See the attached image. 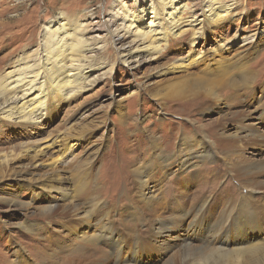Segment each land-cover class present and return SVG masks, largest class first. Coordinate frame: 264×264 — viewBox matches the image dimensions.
Returning a JSON list of instances; mask_svg holds the SVG:
<instances>
[{
	"label": "rangeland",
	"instance_id": "obj_1",
	"mask_svg": "<svg viewBox=\"0 0 264 264\" xmlns=\"http://www.w3.org/2000/svg\"><path fill=\"white\" fill-rule=\"evenodd\" d=\"M116 1L0 0V75L11 69L12 62L23 54H34L44 29L62 13L63 18H56L59 23L84 25L83 28L90 31L84 34L88 42L100 38L106 45L90 56L96 68L100 64V68L94 70L91 76L94 82L71 100L52 108L50 115L36 127L30 129L12 123L0 124V264H64L66 259L61 258L63 254L50 258L43 256L49 253L60 254L63 244L67 242L70 245L71 241L88 230L90 234L94 233L103 219L104 223L107 220L114 222L115 229L122 232L124 240L132 242V227L122 229L123 224L131 220L123 210L127 206L125 198L132 193L133 184L129 189L125 179L129 178V168L136 166L137 162L143 160L146 151L149 152L150 136L158 138L161 149L172 154L183 137L193 136L197 125L210 127L209 131L204 132L205 138L209 140L206 144L210 148H213V138L217 139L221 132L230 135L234 131L233 125L240 121L258 123L255 128L264 134V117L246 118L249 112H255L257 106L261 108L259 102L261 106L264 104V0H237L233 14L220 21L213 30L204 29L199 37L193 38L194 43L191 41V32H187L169 40L157 55H143L137 62L130 64L119 61L116 49L132 48L134 44L125 41L116 43L108 36L111 30L121 26L120 22L109 24L108 15L113 4L115 8L123 5L133 8L137 5L134 0H118L119 5ZM186 2L190 10L198 13L203 0ZM235 35H248L252 38L248 39L250 43L246 46L226 44ZM222 43L228 47L226 51H221L219 45ZM195 52H201L202 55L195 65L171 71L175 64L184 63ZM211 59L215 61V66L212 65L215 70L209 73L208 63ZM221 59L225 60L221 66H230H225L228 71L237 70L236 64L246 59L254 85L247 92L241 85L240 90L236 89L237 94L235 91L222 94V100L215 104L204 98L205 90L202 89L201 80L222 77V71L216 65ZM243 114H246L244 118ZM69 128L82 138L70 156V164L64 168L58 167L54 179L57 181L51 182L57 184L60 177L66 176L76 192V181L81 176L83 182L88 183V189L96 182L101 186L102 195L96 198L101 205H98L99 208L91 217L93 226L88 228V224L81 220L68 219L61 214L48 218L42 212L47 205L43 197L49 192L44 190L45 182L40 180L50 171L47 165L49 157L60 158L59 150H50L41 156L40 161L43 163L36 168L37 176L24 173L33 172L35 158L29 156L32 154L30 150L16 164H5L2 161L5 156L16 154L25 145H31L32 141L40 139L42 142L48 136L60 134ZM242 142L245 147L236 152L239 165L264 161V141L261 138H244ZM220 158L213 161L208 159L204 165L201 163L202 167L196 171L197 178L191 183L187 181L181 184L177 180L179 174L176 166L170 167L166 174L159 169L152 180L158 186H164L169 193L165 192L166 198L163 201L166 202L162 207H166L160 208L158 214L173 212V217L183 216L184 211L179 210L180 207L186 209L193 203L208 199L206 204L211 208V217L207 218L206 214L203 217L202 223L206 226L217 222L223 211L229 213L227 209L232 204L240 205L245 199L240 198L241 194L247 193V189L243 188L242 176L236 175L240 166L235 169L228 167L224 159ZM16 171H20L22 176L14 178L9 175ZM229 173H233L232 176ZM23 176L28 180H20ZM37 183L40 188L36 187ZM263 216H257L261 223H264ZM231 221H226L227 225ZM144 228L138 227L134 231L140 244L145 245L142 264H205L197 255H189L184 263L179 246L165 253L163 249L166 247L161 241L153 247L152 239L147 236L149 234H145ZM234 233L231 230L224 237L230 239L227 244L223 241L227 247H243L261 239L259 242L264 243V237H258L249 243L236 245ZM215 258H210L211 264H237L239 255H225L223 260L216 258V262ZM123 260L121 258L119 264H125ZM77 263L78 260L70 264Z\"/></svg>",
	"mask_w": 264,
	"mask_h": 264
},
{
	"label": "bare ground",
	"instance_id": "obj_2",
	"mask_svg": "<svg viewBox=\"0 0 264 264\" xmlns=\"http://www.w3.org/2000/svg\"><path fill=\"white\" fill-rule=\"evenodd\" d=\"M117 1L115 3L119 5ZM134 2L137 6L133 8L124 5L115 8L113 4L108 15L109 24L114 25L120 22L121 25L119 28L116 27L111 30V34H108V36L116 43L125 41V43L134 44L132 48L120 47L116 49L119 61L124 64L137 62L143 55H157L169 40L187 32H191V41L194 43L193 38L199 37L204 29L213 30L220 21L233 14L237 5V0H203L200 3L199 12L196 13L188 8L186 0H134ZM63 17L62 13L49 22L41 36L39 46L34 50V54H23L12 62L11 69L0 75V124L12 123L17 127L34 128L50 115L52 108L58 106L59 103L71 100L94 82L91 76H93L94 70L100 68V64H96L98 67L96 68L90 56L97 50L104 49L106 45L99 40L100 38L88 42L84 38V34L90 31L84 29V25H68L67 22L59 23L56 20V18ZM54 25L56 26L53 27ZM249 38L252 37L235 35L226 44H233L235 47L246 46L250 43ZM219 47L221 51L228 49L223 43ZM201 58V52L198 54L195 52L193 56L186 60L187 62L185 61L186 63L179 62L175 64L171 71L189 68ZM222 59L216 64L218 65L217 68L222 71L220 72L222 77L215 80H201L202 89L205 90L204 98L206 101L215 104L222 100V94L232 91L236 93V89L239 88L240 90L241 85L246 88L245 92H247V89L252 88V85H254L252 72L249 66H246V59H243L241 64L240 62L236 64L237 70L230 69V71L227 69L230 67L229 65H220L225 61ZM208 65H210L208 71L212 73V70H215L213 69L215 61L211 59ZM258 105L261 108L255 107V112H253L254 110L253 113L249 112V116H246V118L260 119L264 117V104L261 106L259 102ZM238 113L241 114V112ZM245 115L243 114L242 118ZM256 124L258 123L247 121L236 123V125H233L234 131L229 133L230 135L221 132L217 139H212L213 144L211 146L213 148L207 146L206 143L209 140L205 138L204 133L206 130L209 131L210 127L197 125L195 133L192 134L193 136L183 137L177 143L178 146L172 150V154L161 149L158 138L150 136L148 140L150 142L149 152L146 151L143 160L137 162L136 166L132 165V169L129 168L131 175L128 174L129 178L125 179L128 188L131 184L134 186L132 185L133 195L131 193L125 198L127 206L123 210L131 217V220L125 222L122 229L132 227L133 232L130 233V236H132L133 241L124 240L122 232H117L115 229L114 222L107 220L104 223L103 219L99 224L101 226H98L99 228L94 233L91 232L90 234L89 230L81 233L76 240L69 242L70 245L67 242L63 244L62 249L60 247L59 250L60 254L49 253L43 257L50 258L53 255L63 254L61 258L66 259L64 264H70L76 260H78L77 264H119L121 258L124 259L125 264H142L141 259L145 253V245L140 244L137 239L138 235L137 233L134 235V231L138 227L140 229V227L145 226V234H149L147 236L152 239L153 247L161 241L162 245L166 247L163 249L165 253L175 246H179L180 257L184 263L189 255H197L205 264H211L210 258L216 257L223 260L225 255L237 254L239 255L237 264H264V243L259 242L262 239L243 247H227V241L230 239L224 238L231 230L235 231L233 237H235L234 242L236 245L249 243L258 237H264V223L257 220V216L264 215V161L259 164L251 162L252 165H239L240 161L236 157L237 150L245 147L242 142L244 138H261L264 141V134L258 132L255 128ZM81 138V135L69 128L60 134L48 136L42 142H40V139L32 141L31 145H25L16 154L5 156L2 161L5 164H16L30 150L32 154L29 156L35 158L32 167L33 172L24 173L37 176L38 171L36 168L43 163L40 161L41 156L50 150L52 152H58L59 150L60 158L52 159L49 157L47 165L50 166V171L43 175L44 178H40V181L45 182L43 184L44 190L47 193L49 192L43 197L47 205L42 212L48 218L61 214L68 219L81 220V222L88 224V228L93 226L94 223L91 222V217L94 216L95 210L99 208L98 205H101L96 201L97 196L102 195L101 186L96 182L91 189H88V183L83 182L81 176L76 181V192L66 176H58L60 178L57 184L51 182L57 181L54 179L58 167L62 166L64 168L70 164V156L79 145ZM211 150L213 153H211ZM219 156L224 159L228 167L235 169L240 166L237 169L238 171L236 170V175L242 176L243 188L247 189V193L240 196V198H245L240 205L237 203L232 204L227 209L229 213L226 214L223 211L217 222H212V225L206 226L202 223L203 217L205 214L207 218L211 217V208L207 207L208 204H206L209 201L208 199L193 203L186 209L183 206L180 207L179 210L184 211L183 216L174 215L173 217V212L167 215L158 214L160 208L166 207H162L166 202L163 201L166 198L165 192L169 193L167 189H164V186L160 187L152 180L159 169L163 174H166L170 167L176 166V171L179 174L177 180L181 184L187 181L191 183L192 180L197 178L196 171L202 167L203 163L207 162L208 159L213 161ZM234 157L237 159L234 160ZM19 172H12L9 175L14 176V178L19 177L21 175ZM229 174L232 176L233 173ZM20 178L23 181L28 180L24 176ZM36 187L40 188L38 183ZM175 203H178V201L175 200ZM175 203L174 206H177ZM237 205L239 207H236ZM169 208L173 209V207ZM228 220H232L229 225L226 223ZM193 241L199 243H193ZM218 244L226 245V247ZM42 260L45 261L46 259L42 258Z\"/></svg>",
	"mask_w": 264,
	"mask_h": 264
}]
</instances>
